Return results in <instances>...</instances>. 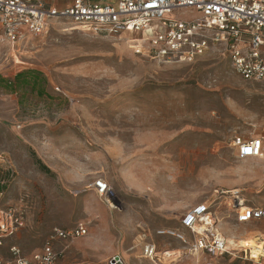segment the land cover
<instances>
[{
	"label": "rangeland",
	"instance_id": "rangeland-1",
	"mask_svg": "<svg viewBox=\"0 0 264 264\" xmlns=\"http://www.w3.org/2000/svg\"><path fill=\"white\" fill-rule=\"evenodd\" d=\"M199 17L190 9L166 15ZM149 48L144 33L67 21L0 47V79L25 70L43 78L35 90L0 81V154L17 170L5 201L25 216L11 243L30 259L56 229L84 224L87 236L54 243L59 264H111L115 255L125 264H202L206 256L190 243L159 232L180 229L192 241L180 218L209 201L231 246L214 263L264 264V220L238 223L231 196L264 208V156L240 160L231 146L235 136H264V81L235 73L222 45L192 62L161 61ZM98 179L112 187L110 203L95 192ZM152 241L153 260L143 254Z\"/></svg>",
	"mask_w": 264,
	"mask_h": 264
},
{
	"label": "built area",
	"instance_id": "built-area-1",
	"mask_svg": "<svg viewBox=\"0 0 264 264\" xmlns=\"http://www.w3.org/2000/svg\"><path fill=\"white\" fill-rule=\"evenodd\" d=\"M197 11L192 21L168 19L176 10ZM67 21L93 32L144 33L149 52L161 61L192 62L206 54L211 44L225 47L232 67L242 79L264 81V0H0V47H15L30 36L45 34L54 22ZM231 146L240 160L264 156V136L245 139L235 136ZM17 170L6 154H0V264H59L57 240L88 235L84 224L68 230L56 229L44 246L29 259L11 239L25 227L24 212L6 203L9 186ZM94 190L110 203L113 189L103 179L94 182ZM232 203L238 206V223L264 220V208L246 206L237 191L231 192ZM206 201L191 207L180 218V226L194 236L187 241L180 229H166L169 235L190 243L197 255L206 256L202 264H215L218 257L231 253L228 239L219 233L217 219ZM233 249V248H232ZM250 251V258L253 253ZM248 258V249H244ZM264 257V247L259 251ZM144 257L154 259L157 245L152 241L143 248ZM260 258V259H261ZM111 264H125L115 255Z\"/></svg>",
	"mask_w": 264,
	"mask_h": 264
},
{
	"label": "trees",
	"instance_id": "trees-1",
	"mask_svg": "<svg viewBox=\"0 0 264 264\" xmlns=\"http://www.w3.org/2000/svg\"><path fill=\"white\" fill-rule=\"evenodd\" d=\"M42 80V74L36 70L21 71L12 80L0 79L2 85L10 91H17L22 87H30L35 90ZM37 164L43 172L51 173V170L41 160L38 159Z\"/></svg>",
	"mask_w": 264,
	"mask_h": 264
},
{
	"label": "crops",
	"instance_id": "crops-1",
	"mask_svg": "<svg viewBox=\"0 0 264 264\" xmlns=\"http://www.w3.org/2000/svg\"><path fill=\"white\" fill-rule=\"evenodd\" d=\"M197 205V204H196ZM195 206V205H194ZM168 212V211H167ZM88 231H89V229H88Z\"/></svg>",
	"mask_w": 264,
	"mask_h": 264
},
{
	"label": "bare ground",
	"instance_id": "bare-ground-1",
	"mask_svg": "<svg viewBox=\"0 0 264 264\" xmlns=\"http://www.w3.org/2000/svg\"><path fill=\"white\" fill-rule=\"evenodd\" d=\"M258 248V247H257Z\"/></svg>",
	"mask_w": 264,
	"mask_h": 264
}]
</instances>
